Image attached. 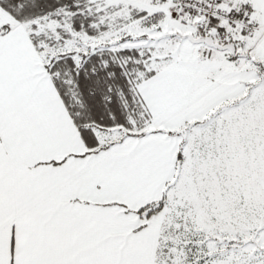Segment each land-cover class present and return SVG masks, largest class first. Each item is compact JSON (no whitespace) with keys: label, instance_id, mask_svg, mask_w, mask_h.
<instances>
[{"label":"snow or ice","instance_id":"obj_1","mask_svg":"<svg viewBox=\"0 0 264 264\" xmlns=\"http://www.w3.org/2000/svg\"><path fill=\"white\" fill-rule=\"evenodd\" d=\"M0 264H264V0H0Z\"/></svg>","mask_w":264,"mask_h":264}]
</instances>
